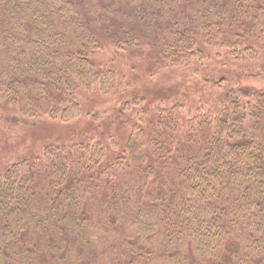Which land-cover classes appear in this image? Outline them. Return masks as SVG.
Wrapping results in <instances>:
<instances>
[{
    "label": "trees",
    "instance_id": "trees-1",
    "mask_svg": "<svg viewBox=\"0 0 264 264\" xmlns=\"http://www.w3.org/2000/svg\"><path fill=\"white\" fill-rule=\"evenodd\" d=\"M262 39L264 0H0V105L76 119L80 88L116 87L102 40L161 68ZM218 89L141 107L113 153L54 143L0 172V264H264V87Z\"/></svg>",
    "mask_w": 264,
    "mask_h": 264
},
{
    "label": "rangeland",
    "instance_id": "rangeland-1",
    "mask_svg": "<svg viewBox=\"0 0 264 264\" xmlns=\"http://www.w3.org/2000/svg\"><path fill=\"white\" fill-rule=\"evenodd\" d=\"M253 46L256 52L252 56L234 58L225 48H206L203 58H194L187 66L157 68L138 51L118 50L110 41L102 40L94 60L99 66L115 72L116 87L109 94L101 93L97 84L91 90L80 88L77 100L81 114L76 119L69 122L48 116L22 119L17 108L0 105V172L54 143L69 145L100 139L113 153L125 143L132 123L137 120V111L144 106L151 111L150 118L152 105L156 103H184L188 108L199 102L211 104L218 88L239 85L262 88L264 39ZM126 100L129 102L124 106ZM12 116L20 121L12 122ZM111 137L117 141L116 148Z\"/></svg>",
    "mask_w": 264,
    "mask_h": 264
}]
</instances>
